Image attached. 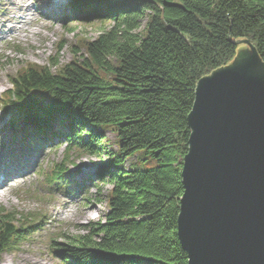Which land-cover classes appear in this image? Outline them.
<instances>
[{
    "label": "trees",
    "instance_id": "obj_1",
    "mask_svg": "<svg viewBox=\"0 0 264 264\" xmlns=\"http://www.w3.org/2000/svg\"><path fill=\"white\" fill-rule=\"evenodd\" d=\"M68 8L64 16L76 21L113 24L87 43L83 59L56 70L25 62L3 93V111L18 117L12 130L41 145L67 144L65 159L46 173L54 189L75 187L71 152L109 155L98 176L111 188L105 200L96 196L107 204L104 218L50 249L64 264H188L177 220L196 85L233 61L236 41L248 40L264 62V0H70ZM107 129L116 152L103 143ZM143 155L156 165L123 167ZM40 215L0 207V264Z\"/></svg>",
    "mask_w": 264,
    "mask_h": 264
},
{
    "label": "rangeland",
    "instance_id": "obj_2",
    "mask_svg": "<svg viewBox=\"0 0 264 264\" xmlns=\"http://www.w3.org/2000/svg\"><path fill=\"white\" fill-rule=\"evenodd\" d=\"M69 2L0 0V207L14 210L18 216L41 213V220L20 247L3 254L2 264H64L51 251L52 241L63 243L69 236L83 234L85 225L102 220L108 211L106 202L98 203L96 196L101 192L105 200L111 188L98 176L109 155L99 159L95 155L71 152L69 162L74 163L68 162L67 168L72 177L69 182L75 187L67 192L54 189L46 180V173H52L54 166L65 159L67 144L62 140L61 144L40 146L35 141L29 145L31 138L21 137L24 131L10 128L16 115L6 114L2 109L3 93L11 88L10 77L25 62L49 64L56 70L75 58L83 59L87 43L112 26V21L85 22L64 16L70 14ZM7 32L17 33L5 36ZM246 48L240 46V50ZM104 134V145L116 152L115 134L108 129ZM155 165L151 156L143 155L127 160L123 167L147 169ZM78 185L82 186L81 190Z\"/></svg>",
    "mask_w": 264,
    "mask_h": 264
},
{
    "label": "water",
    "instance_id": "obj_3",
    "mask_svg": "<svg viewBox=\"0 0 264 264\" xmlns=\"http://www.w3.org/2000/svg\"><path fill=\"white\" fill-rule=\"evenodd\" d=\"M188 115L177 235L188 264H264V62L248 40Z\"/></svg>",
    "mask_w": 264,
    "mask_h": 264
},
{
    "label": "bare ground",
    "instance_id": "obj_4",
    "mask_svg": "<svg viewBox=\"0 0 264 264\" xmlns=\"http://www.w3.org/2000/svg\"><path fill=\"white\" fill-rule=\"evenodd\" d=\"M8 34L7 35H5V36H12V35H15L17 32H7Z\"/></svg>",
    "mask_w": 264,
    "mask_h": 264
}]
</instances>
